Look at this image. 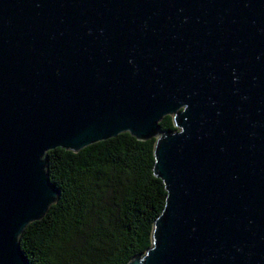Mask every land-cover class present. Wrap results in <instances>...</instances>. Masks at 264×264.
<instances>
[{
	"label": "water",
	"instance_id": "water-1",
	"mask_svg": "<svg viewBox=\"0 0 264 264\" xmlns=\"http://www.w3.org/2000/svg\"><path fill=\"white\" fill-rule=\"evenodd\" d=\"M121 132L166 191L126 264H264V0H0V264L58 198L46 152Z\"/></svg>",
	"mask_w": 264,
	"mask_h": 264
},
{
	"label": "trees",
	"instance_id": "trees-1",
	"mask_svg": "<svg viewBox=\"0 0 264 264\" xmlns=\"http://www.w3.org/2000/svg\"><path fill=\"white\" fill-rule=\"evenodd\" d=\"M163 130H175L171 115ZM155 138L129 132L78 151L46 152L56 202L19 236L30 264H126L152 242L166 191L153 173Z\"/></svg>",
	"mask_w": 264,
	"mask_h": 264
}]
</instances>
